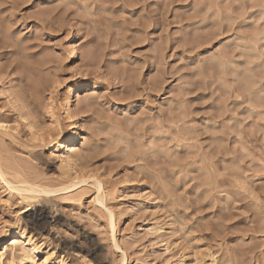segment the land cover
Wrapping results in <instances>:
<instances>
[{
	"label": "rangeland",
	"instance_id": "1",
	"mask_svg": "<svg viewBox=\"0 0 264 264\" xmlns=\"http://www.w3.org/2000/svg\"><path fill=\"white\" fill-rule=\"evenodd\" d=\"M0 62L2 160L77 183L44 253L85 230L96 254L65 264H264V0H0ZM32 84L37 129L7 96ZM72 131L82 170L55 150ZM26 209L0 185V237ZM10 243L0 264H21Z\"/></svg>",
	"mask_w": 264,
	"mask_h": 264
},
{
	"label": "bare ground",
	"instance_id": "2",
	"mask_svg": "<svg viewBox=\"0 0 264 264\" xmlns=\"http://www.w3.org/2000/svg\"><path fill=\"white\" fill-rule=\"evenodd\" d=\"M91 53H93V52H91ZM77 57H79V54H78L77 51H74L72 58H77ZM90 61H92V60H90ZM2 66H3V64H2ZM0 67H1V65H0ZM2 73H3V69H0V81L3 78L2 77ZM6 76H7V74H6ZM13 82H14V80H13ZM35 84H37V81H36ZM3 86H1V87H3ZM24 89H26L25 90L26 91L25 96H24V93L22 94L21 92H20L21 94H19V92H17L18 94H14V93L7 94V96L9 97V100H10L9 101V103H10L9 105H12L13 114L18 115V118L20 120H22L23 122L24 121L27 122V125L30 128L35 129L37 124H35L34 120L33 121L31 120V116H32V113H35L37 105L34 104L33 109L32 110L30 109L31 111H29V109H27L29 104L28 105L26 104V101H27L26 96L28 97V95H30L33 91L35 92L37 90V88H36L35 85L32 84V86L25 87ZM4 91L7 93L8 92V87H7V91H6V89H4ZM23 92H24V90H23ZM27 93H28V95H26ZM36 100H38V99L36 98ZM37 104H39V103H37ZM88 105H89V103H87L85 105V107H87ZM19 119H16V121H18ZM12 120H15V119L13 118ZM4 125H5L4 123L0 122V129H1L0 131H2V130H7L8 131L9 130ZM76 128H77V123L71 124L70 130H75ZM11 129L12 128H10V130ZM71 133H72L71 139H74L73 142H71V143L69 141H66V142L61 141V142H58V143L55 142L56 143L55 144V150L57 152H60V156H61V159H62L61 161H62V163L65 164L66 167H69V168H72V169L79 168V170L81 168V170H82V168H84V166L86 164L85 162H88L87 160L85 161V159L83 160V154H84V151H85V147L81 143L80 134L77 131L76 132L72 131ZM53 143H54V141H52L50 143V145L53 144ZM1 154L2 153H1V150H0V185L1 184H5L6 187L8 186L10 192H14L15 191V193L20 198L22 203H24L26 208H28V209L24 210L23 212L35 207V211L30 214L28 221H26L27 223H25V225L23 227L20 226V225L10 226L9 227V231H8V235L6 237H0V247L3 246L5 244V242H8L9 240H11V243L9 245L11 246V250H15L14 254H12V256H11L12 260H18L21 264L22 263L24 264V262H26V261L27 262H32V264H33V262H35V258L37 256H41L43 261H39V263L35 262V264H65L66 261L69 260L68 258L70 257V254L72 256V253H69L70 251L75 253V250H80V252H86V253L89 252V253H92V254H96L97 250L93 249L94 248L93 246H92L93 248H91L90 250L88 249L91 246V243H92L91 242V233L88 232V231H85V230L81 233V240L79 242L67 244L68 246H64L65 248H63L62 246L61 247H57V246H60V244H56V247L53 246L52 249H51V251H53V252H51V251H49L47 253L43 252L42 246L47 241V239L43 238L44 232H48V226L51 223L57 224V222L60 221V219L57 220V219H53L51 217V212L49 210L50 209V199L53 198V195H55V194H58V193L61 194L62 192H65V191L67 192V190H69L70 188H73L74 186H76L77 183L75 184L73 182H70V180H62L63 178L62 179L60 178L61 180L59 179L58 181L52 182V183L39 182L40 180L36 181L37 179H35V181L33 180V182H30L29 181L30 179L27 180V178H26L27 176H25V174H27V173H25L26 172L25 170H23L22 168H20V166L16 165L13 162H7L9 160H7V161H4L5 159L2 160ZM7 171H10L13 174H16L17 177L15 176V179L13 178L14 180L9 179L8 178L9 173ZM90 172H92V171H90ZM30 174H31V172H30ZM97 183L99 185L101 184L100 181H97ZM55 196H57V195H55ZM59 196H61V195H59ZM110 222H111V224H110L111 227H113L114 226L113 219H111ZM52 228H54V227H52ZM67 242H69V241H67ZM58 248H61V249H58ZM56 251L57 252L61 251V253L62 252L65 253L66 257L63 254H61V253L59 255H54L56 253ZM0 252H1V257L4 256L5 253L3 251H0ZM82 258L85 259V256H82Z\"/></svg>",
	"mask_w": 264,
	"mask_h": 264
}]
</instances>
